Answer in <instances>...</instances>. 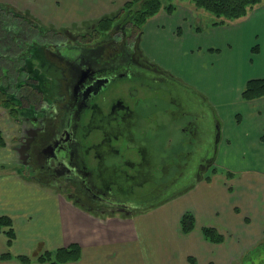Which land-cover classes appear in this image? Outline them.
<instances>
[{
	"label": "flooded vegetation",
	"instance_id": "flooded-vegetation-1",
	"mask_svg": "<svg viewBox=\"0 0 264 264\" xmlns=\"http://www.w3.org/2000/svg\"><path fill=\"white\" fill-rule=\"evenodd\" d=\"M1 11L12 12L7 6H0ZM2 16L0 26L5 24L11 29L13 21L4 23ZM22 17H27V27L17 35L25 44L14 42L12 37L7 44L0 36V73L4 76L0 81L13 77L11 85L5 83L0 88L2 100L10 104L8 109L2 108L9 117L14 116L19 128L20 135L13 138L12 149L20 174L55 187L73 202L96 212L133 213L158 200L155 196L148 198L151 192L135 197L129 191L119 194L112 190L110 181L115 170L128 182L137 177L162 184L163 167L167 169L182 155L191 153L184 146L189 138H195L190 143L196 144L195 150L200 149L201 155L213 151L220 129L212 107L192 88L143 55L142 33L131 32L121 10L111 17L108 29H101L98 19L82 22L71 33L60 30L64 41L58 30L43 24L39 17L35 19L28 12ZM19 79L22 81L18 82ZM126 80L139 86L170 90L171 102L188 116L183 121L185 125L180 126L181 150L176 149L171 119L162 122L158 118L154 129L147 130L143 119L150 117L148 113L156 105L147 98L133 97L135 101L127 103L117 97L107 112L99 105L96 97L100 92ZM10 86L14 89L9 90ZM134 87L130 94L137 96L138 86ZM156 108V116H161L160 107ZM94 132L99 138L86 142ZM120 136L126 139L127 148L139 152L137 162L113 145ZM200 157L195 169L188 170L189 182L201 178L214 159ZM186 162L189 164L188 159ZM172 182L173 178L169 180ZM153 190L154 195L162 194L159 186Z\"/></svg>",
	"mask_w": 264,
	"mask_h": 264
},
{
	"label": "rangeland",
	"instance_id": "rangeland-1",
	"mask_svg": "<svg viewBox=\"0 0 264 264\" xmlns=\"http://www.w3.org/2000/svg\"><path fill=\"white\" fill-rule=\"evenodd\" d=\"M163 1L164 2L161 9H163L164 11H166L165 10V6L167 5L166 2H172V4H174L173 11L170 13L166 12L168 16L171 15L173 12L175 13V10L177 8L178 19L179 18L181 19V15H180L181 12L187 14L188 19L184 20V18H182L184 21H187V22H183L186 25L184 26L181 20L180 21H176L175 19L173 20V18H177L175 17L176 15L174 16L173 14L171 17L173 23L172 21H170L172 24H170L169 27L168 25L165 24L164 26H161L158 29L160 33H163L161 37L166 36V31L169 30V32L167 33L168 36H166L165 38L171 40L173 44V42L177 40L181 42V39H179L178 37L180 36L181 38L182 37L181 35L183 34V38H185V44L188 45L185 47L184 44L183 45L180 44V48L173 47L172 48L173 52L169 54L167 51H165L167 49V47L165 48V44H161V42L158 41L157 45L161 47V49L163 47L162 50H164L163 51L164 53H162V57H161V55H158V52L156 53L153 52L157 57L154 56L150 57L152 59L150 58L149 59L152 62H155L153 58H159L162 60L168 59V60H172V62L175 63H183L180 64L181 66L178 67L180 69L181 67L185 68L186 67L185 63L189 61V57L185 56L182 58V60H180V58L178 57L180 52L182 53V51H184L185 53H189V54L194 52V50L190 51V48H192L191 47L192 45L195 46L197 44L196 41L199 40V37H201L194 35L192 36L187 32V30L189 31L191 30L192 33L194 32L198 33L203 29L218 28L224 25L229 26L228 29H233L237 26H238L237 29H239V27L245 29V27H247L248 25L245 24V22L249 18L248 16L243 18V20L241 19V21L238 20L239 18H237L232 21H227L223 24H214L213 22L218 19H216L207 10L196 7L191 0H163ZM27 4L29 9L31 8V6L33 7V13H31L33 16L35 13L36 17H39V19L43 22V24L47 26H51L59 31V35H62V39H61L62 41L66 40V38L63 37L64 35L62 34V32H60V30H67V32L71 33V31H73L74 28H79L82 24L76 23V21H74L75 23L72 25L71 23H67V24L52 23L51 21H57L59 9H61L63 5L65 8H68L69 10H72L73 8L74 9L80 8V6L77 7L78 4H83L84 6L85 4L86 6L88 4V6H90V2L87 0H65V2H63V0H28ZM123 4H121L119 8H116L114 13L109 14L108 16L112 17L116 13H118V10L121 9ZM4 5L8 6L7 4ZM84 6L83 8L82 7L80 8V12H79L80 14H82L83 12L88 13V10L85 11L86 7ZM12 10H14V12H18L21 14L25 13V11H23L22 9L21 10L12 9ZM3 12L4 11H1L0 14L3 15L2 17L4 18L3 19L4 23L5 21L12 20L14 25L11 29L6 28L5 24L1 25L0 36L2 34V37L7 44L11 42L10 40L11 37L13 38L14 42L25 44V41L24 40L21 41L17 34L22 33L21 31H25V28L27 27L26 26L27 17H21V18L20 17L18 18L16 16L12 17L11 14L3 13ZM248 12L249 9L247 13ZM39 14H45L48 17V19L45 20L44 18L38 16ZM80 14H77V16ZM192 15H195L194 16L195 19L193 18ZM103 16L106 15L104 14ZM36 17L35 19H37ZM89 18L90 17H88V19ZM64 21L67 20L64 19ZM187 24L189 26H187ZM142 27H141V33H142ZM183 28H185L184 29L185 33L183 31ZM259 29L260 28H254L255 30L254 32H249V34H244L243 39L241 38L239 40H237L236 38H235L236 40L231 38L227 39L226 44H224L225 46H222L220 49L221 51L220 56H222V58L227 60L226 62L228 64V71L230 69L237 70L240 69L241 67H244L245 69H243L244 71L243 78H246L247 80L251 78H264V53H263L264 47L262 46L264 42L262 41V39H260V37L259 38L255 37ZM261 36L263 35L261 34ZM152 40H153V36H152ZM257 45L259 46L257 47ZM153 49L155 50V48ZM237 53L238 54L240 53L239 54L240 56L237 57L236 56ZM168 54L170 56H168ZM143 55L146 56L144 53ZM235 59H240L241 62H238L237 60L235 61ZM230 71L227 73L229 74L227 81H229L230 79L229 76L232 77V81L235 80L233 79L234 75L231 74ZM174 78L177 80L176 77ZM12 79L13 77L5 81H0V85L4 86L5 83L11 82ZM117 81H121V80H117ZM129 81L130 80L113 83L110 85V87L107 90L100 92V94L97 95L96 97V100L99 102V105L103 108V110L107 112L111 101H113L117 97H121L127 103L134 102L135 99L133 97L142 98V99L147 98V100H149V103L156 104L154 106V111L148 113V116L150 115V117L143 119L147 130L149 129L148 131H150L151 129L152 130L154 129L157 123L156 120L158 118H160L162 122L165 121L166 118L171 119L173 123L171 122L172 124L170 127L177 141L176 149L181 150L180 144H182L183 142V140L181 139L183 135L180 132L181 130L180 126H182L183 124L185 125V122L183 121L187 119L188 116L180 112L181 108L180 107L177 108V106L174 104L175 102L174 103L171 102L170 90L168 88L166 90L165 87H161V86L159 87H146L141 85L139 86L138 83H133ZM181 83L187 85L183 81H181ZM245 83L246 82L243 83V87ZM134 86L136 87L138 86L137 96H133L130 94V90L131 88H135ZM13 89L14 88L10 86L9 90H13ZM191 91L193 92V90ZM227 92L233 93L231 89H229ZM253 100L254 99L251 100L242 99L241 91H240L237 96L233 97L232 100L230 101L225 100L218 104L221 117L223 118L224 123L226 124L225 126L226 136L227 137L229 136L228 137L229 140L226 143L227 146L226 148L225 147L221 148V152L217 157V161L213 164V166H211L205 172L204 179L206 184L202 186L204 188L194 191L193 195L183 194L179 199L175 201L174 205H170V206H174V208L177 209H184L185 207L191 206L193 204V201L196 202L197 200V204L194 205L197 208L196 209L197 211H195L194 214L195 216L193 215V218L195 217L194 218V225L196 226L194 229L195 231L190 232L192 229L188 231L189 233H191L190 235L189 234L183 235L179 233L178 236L179 238H181V240L186 238L188 242H191L192 240L195 243V241H197V238L196 240H193L192 238L196 237L195 235L196 233V234H200V237L198 236L199 237L198 240L209 241L205 239L203 236L202 233L203 227H212L216 231V234L222 236L221 241L218 242L209 241L210 242L209 249H203V248L201 249L199 243L193 244L194 247L192 249L193 251L191 250L192 253H190L189 250L186 252L187 254L188 252L190 253L191 256L189 258L191 260L188 261L187 258L181 256V258H178L179 260L177 264H264V234H263L264 209L262 210V212H260V216L258 218L249 219L247 216L249 215L250 210L247 209L249 208L247 207V204H249L250 201L247 198H238V195H240L241 193L239 189L242 188L243 186L240 184H244L246 188L249 189L251 188L249 193H247L249 197L253 193H254V197L263 195L264 193L263 182H261L262 184L252 183V180L253 179L255 180L254 177L259 178L260 181L261 179L264 181V99H258L255 101ZM248 101H253V103H250ZM243 102H247V103H243ZM251 104L254 107H256V109L252 107L253 108L252 110ZM156 106L160 107L161 114L164 112L168 114L167 115L168 117L166 115L163 116L161 114H160L161 116L157 117L155 114V111L157 109ZM246 107H248L249 109L246 110ZM2 109L0 108L1 111L0 130L6 136L7 139L6 152L7 151L8 152L3 153V155L0 156L2 159L0 163V172H2L3 169H5V171L13 170L12 167L13 165L8 164L9 161L11 162L13 161L15 165L18 166L17 165L18 159L17 157L15 158L16 153L11 152L10 147H12L13 138L20 135L19 131L17 132L19 128L17 127L15 121L16 119L14 118V116H12L13 118L12 119L11 117L8 116L7 111ZM166 109H168V113ZM214 109L215 108L212 106V110L214 114H216ZM250 113H253L254 115ZM238 115L240 116L239 119H238ZM200 117L202 118L203 116ZM258 120H260L261 123L258 124ZM210 131L212 132L211 127H210ZM94 133L95 134H91L86 139V142L95 141L99 138L97 133L96 132ZM122 137L120 136L117 141H114L113 145L117 147L120 150V152L124 153L125 157H129L131 160L137 162L140 158L139 152L136 151V149L127 148L126 139ZM189 139H190L189 142L187 141L184 146L188 148L191 153L188 154L187 156L182 155L179 160L177 159L176 156L177 161L173 165H171L167 169H165L166 167H163L164 170L162 175L163 178L162 184H156L155 181H147L144 178L142 180H140L141 178H138L136 180L133 179V180H129L128 182L124 180L121 176H119L118 170H115L114 177L110 181L112 184L111 189L115 191L116 190L117 191L123 190L125 192L130 191V193H128L129 195H133L137 197L140 195H145L148 192L152 191L156 185V187L158 186L160 187L159 192L162 194L154 195V193L152 192L148 196V198L155 196L157 200L169 196L173 192L179 189H182V186L187 184L189 180H191L188 174V170L195 169L196 164H198L196 160L201 159L200 156L202 157L204 156L206 158L207 156L209 158L215 156V153L211 149L208 150V152L203 153L201 155L200 149L195 150L196 144L190 143L195 138L194 139L189 138ZM239 141H241L242 145L238 144ZM245 143L248 144L247 151L245 150V146H243ZM258 146H262V147H258ZM91 156H92V152H90V157ZM187 159L189 161V164H187L186 162ZM166 162L168 161L166 160ZM170 163L171 161H169V164ZM128 171L132 172V169H128ZM172 178H173V182L169 183V180H171ZM237 178L239 180H237ZM250 182L252 185L250 184ZM166 183L167 184L169 183L167 188L164 187ZM252 189L253 192L250 193ZM183 192H179L177 193V195H180ZM174 195L176 194L174 193ZM247 195L244 194V196ZM169 208L170 207L168 206L165 207V209L163 208L162 210L155 211L154 215H152V223L157 224V222L160 219L163 222L164 217H166L170 212ZM207 208H209L210 210L208 211ZM44 219L45 216L43 214L39 217H36L34 225L39 226L40 223L41 224L43 223ZM169 224L172 225V222ZM35 230H37L36 227ZM171 262L172 261H170V264L172 263L175 264V262L172 263Z\"/></svg>",
	"mask_w": 264,
	"mask_h": 264
},
{
	"label": "crops",
	"instance_id": "crops-1",
	"mask_svg": "<svg viewBox=\"0 0 264 264\" xmlns=\"http://www.w3.org/2000/svg\"><path fill=\"white\" fill-rule=\"evenodd\" d=\"M87 1L90 2V6H88V4L87 6L86 4L85 6L83 4H78L77 7H86L85 11L88 10V13L83 12L80 14V8L69 10L63 5L62 8L59 9L57 21L51 22L55 24H67L75 23L74 21H76V23H85L98 20L105 17L103 16L104 14L108 16L114 13L115 9L119 8L126 0ZM63 2H65V0H63ZM0 3H3L1 4L3 6L7 4V7L12 9H22L30 14L33 13V7L31 6L30 9L28 8V0H0ZM177 13L178 9L176 8L175 13L173 12L168 16L166 11L161 9L144 23L140 47L148 58L153 56L157 57L155 55L156 52L162 57L164 50H162L163 47L161 49V47L157 45L158 41H160L161 44H165V48L167 47L165 51L169 54L173 52V47L180 48V44H184L185 47L188 45L185 44L183 34L181 38L180 36L178 37L181 39V42L177 40L172 44L171 40L165 38L168 36V28L166 29V36L163 37H161L163 33L158 31V29L165 24L169 27L174 19L176 21L181 20L182 24L186 26L183 22H187L184 21L188 19L187 14L181 12V19H178ZM77 14L80 15L77 16ZM173 14L174 16L176 15L175 17L177 18H173L172 20L171 17ZM34 16H36L35 13ZM38 16L45 20L48 19L45 14H39ZM192 16L195 19V15ZM247 16L249 18L245 24L248 25L245 29L240 27L237 29L238 26L233 29H228L229 26L224 25L218 28L203 29L198 33H192L191 30H187L192 36L201 37L196 41L197 44L195 46L192 45V48H190V51L194 50V52L190 54L184 51H182V53L180 52L178 56L180 60L185 56L189 57V61L185 63V68L181 67L180 69L178 67L183 63H175L168 59L162 60L153 58L158 66L178 80L183 81L188 87L192 88L194 92L205 98L211 107L213 106L215 108L214 111L216 114H214V116L220 129L219 138L213 148V152L215 153L214 159L207 167L206 171L217 161L221 148H226V143L229 140V136L227 137L225 133L226 124L221 117L218 104L225 100L230 101L234 96H237L243 87V83L247 80L243 78V69L245 68L241 67L237 70L230 69L231 71H229L234 75L233 79L235 80L232 81V77L229 76L230 79L227 81L229 75L227 74L229 72L228 64L226 62L227 60L220 56V49L222 46H225L224 44H226L227 39H243L244 34L254 32V28H260L255 37H260L264 42V3L253 5L249 8V12L238 20L241 21V19L243 20V18ZM88 17L90 18L88 19ZM182 18H184V20ZM64 19L67 21H64ZM170 21H172V23ZM187 26L189 25L187 24ZM184 29L185 28H183V31L185 33ZM261 34L263 36H261ZM258 46L259 45H257V47ZM262 46L264 47V43ZM153 48H155V50ZM169 54L168 56H170ZM239 54L237 53L236 56H240ZM236 60L241 62L240 59H235V61ZM229 89H231L233 93H228L227 91ZM258 99H264V96ZM258 99H254L253 101ZM253 101L248 102L253 103ZM252 107L256 109V107L251 104V108ZM0 108L2 109V106H0ZM248 109L249 108L246 107V110ZM239 118L240 116L238 115V119ZM259 123H261L260 120H258V124ZM4 137L7 142L5 135ZM238 144H241V141H239ZM243 146H245V150L247 151L248 144L245 143ZM6 148L7 146L0 148V156L8 152H6ZM10 148L11 152H15L12 147ZM1 160L0 157V163ZM8 164L13 165L14 171H5V169H3V171L0 172V216L4 215L10 218L14 237L10 245H8L6 235L2 231L0 232V264H48L47 262L38 261L36 259L37 255L44 251H53L59 247L67 246L70 243H77L80 246V257L75 261H67L60 264H170V261L177 264L178 258H181V256L187 258L188 261L191 260L189 257L191 256L190 253L193 251V244L199 243L201 249H209V241L198 240L200 234L195 233L196 237L192 238L193 240L197 238L195 243L192 240L188 242L186 238L181 240L178 236L179 233L183 235L191 234L189 232H181L179 219L185 211H191L193 215L195 214L197 208L194 205L197 204V200L196 202L193 201L191 206L185 207L184 209H177L174 208V206H170L174 205L175 201L179 199L181 195H193L194 191L204 188L202 186L206 184L204 179L206 171L202 174L201 178L194 181V184L182 194L177 196L173 195L155 207H149V209H147V207L144 210L133 213H127L121 210H115L110 213H100L93 209L78 205L55 187L43 184L37 180H31L26 174L21 173V175L18 172V170H21L20 167L16 166L13 161H9ZM254 178L255 180L253 179L252 183H264L262 179L260 181L259 178ZM237 180L239 179L237 178ZM240 185L244 186V184ZM243 186L239 189L241 193L238 195V198H247L250 201V203L247 204V207H249L247 209L250 210L247 217L249 219L258 218L260 212L264 209V193L256 197H254L253 193L249 197L247 193H249L251 188L249 189ZM252 192L253 189L250 193ZM244 194L247 196H244ZM168 206L170 207V212L164 217V221L162 222L160 219L157 224L152 223V215H154V212L162 210L163 208L165 209V207ZM207 210L209 211L210 209L207 208ZM42 214L45 216L43 223H40L39 226L34 225L35 218ZM171 222L172 225L169 224ZM35 227L37 230H35ZM195 227L194 225L190 232L195 231ZM188 250L190 253L188 252L187 254L186 252ZM2 254H9V257L1 258ZM20 255L28 257L29 261L21 262L17 258V256Z\"/></svg>",
	"mask_w": 264,
	"mask_h": 264
},
{
	"label": "trees",
	"instance_id": "trees-1",
	"mask_svg": "<svg viewBox=\"0 0 264 264\" xmlns=\"http://www.w3.org/2000/svg\"><path fill=\"white\" fill-rule=\"evenodd\" d=\"M196 7L203 8L210 12L216 19L214 24H223L227 21H232L234 19L244 16L248 9L255 4L264 3V0H191ZM163 0H127L121 7V12L123 13V20L128 23L131 32L140 33L141 27L144 25L146 20L156 14L163 5ZM165 10L170 13L174 9V4L172 2H166ZM9 8V7H8ZM12 17H22L21 13L14 12L9 8ZM3 13H8L4 11ZM10 14V13H8ZM111 17L105 16L99 19L100 28L108 29L111 24ZM256 47V46H255ZM3 73H0V80L3 78ZM22 80H18L21 82ZM4 87L0 85V88ZM264 96V78H251L248 79L241 90V98L244 100L256 99L258 97ZM8 101V100H7ZM0 105L9 108L10 104H6L2 100V94L0 92ZM163 111V110H162ZM161 115H166L164 112ZM5 145V139L0 131V147ZM138 179L135 177V180ZM134 180V181H135ZM196 181V180H195ZM194 182H189L182 186V189L177 190L176 194L183 192L190 188ZM156 187V186H155ZM154 187V188H155ZM165 187V186H164ZM153 188V189H154ZM117 191V190H116ZM154 190L150 191L151 193ZM119 194L123 193V190L117 191ZM130 192V191H129ZM123 196V194H121ZM146 200V199H145ZM142 201L145 204L146 201ZM157 202V201H156ZM148 205L149 207H155L161 202L158 200L157 203ZM146 206V205H144ZM180 228L183 233L190 231L194 226L193 214L189 211L182 213L179 219ZM3 232L7 237V244L10 245L14 232L12 229L11 220L9 217L1 215L0 216V232ZM202 233L205 239L209 241L218 242L222 240V236L216 234V231L212 227H203ZM264 234V233H263ZM9 254H2L1 258H7ZM80 257V246L77 243H70L67 246L59 247L53 251H44L37 255L36 259L38 261L47 262L48 264H60L67 261H75ZM21 262H28L29 258L26 256H17Z\"/></svg>",
	"mask_w": 264,
	"mask_h": 264
},
{
	"label": "water",
	"instance_id": "water-1",
	"mask_svg": "<svg viewBox=\"0 0 264 264\" xmlns=\"http://www.w3.org/2000/svg\"><path fill=\"white\" fill-rule=\"evenodd\" d=\"M98 89L96 88V91H97Z\"/></svg>",
	"mask_w": 264,
	"mask_h": 264
}]
</instances>
